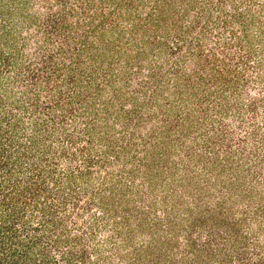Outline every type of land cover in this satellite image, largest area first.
<instances>
[{
	"label": "rangeland",
	"instance_id": "1",
	"mask_svg": "<svg viewBox=\"0 0 264 264\" xmlns=\"http://www.w3.org/2000/svg\"><path fill=\"white\" fill-rule=\"evenodd\" d=\"M264 264V0H0V264Z\"/></svg>",
	"mask_w": 264,
	"mask_h": 264
},
{
	"label": "trees",
	"instance_id": "2",
	"mask_svg": "<svg viewBox=\"0 0 264 264\" xmlns=\"http://www.w3.org/2000/svg\"><path fill=\"white\" fill-rule=\"evenodd\" d=\"M20 261H21V260H20V259H18V262H17V264H18V263H20Z\"/></svg>",
	"mask_w": 264,
	"mask_h": 264
}]
</instances>
